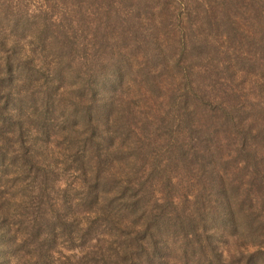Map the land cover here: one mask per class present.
I'll list each match as a JSON object with an SVG mask.
<instances>
[{"label": "trees", "instance_id": "1", "mask_svg": "<svg viewBox=\"0 0 264 264\" xmlns=\"http://www.w3.org/2000/svg\"><path fill=\"white\" fill-rule=\"evenodd\" d=\"M35 1L0 0V264H264V0Z\"/></svg>", "mask_w": 264, "mask_h": 264}, {"label": "rangeland", "instance_id": "2", "mask_svg": "<svg viewBox=\"0 0 264 264\" xmlns=\"http://www.w3.org/2000/svg\"><path fill=\"white\" fill-rule=\"evenodd\" d=\"M27 1H30L31 2V4H34L33 6H37L39 3L38 2H36L35 0H27ZM197 1V0H196ZM202 1H204L205 3H209V2H211L212 0H202ZM192 5V4H191ZM194 5H195V3H194ZM201 10V9H200Z\"/></svg>", "mask_w": 264, "mask_h": 264}]
</instances>
